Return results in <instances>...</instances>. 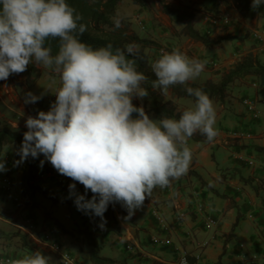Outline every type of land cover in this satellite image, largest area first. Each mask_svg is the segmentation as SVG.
Returning <instances> with one entry per match:
<instances>
[{"label": "crops", "instance_id": "0c3cea01", "mask_svg": "<svg viewBox=\"0 0 264 264\" xmlns=\"http://www.w3.org/2000/svg\"><path fill=\"white\" fill-rule=\"evenodd\" d=\"M191 1L199 2L202 9H209L198 13L194 27L203 36L204 31L216 27L215 32L211 30L215 36L211 31L208 37L205 36L214 40L210 46L182 34L181 23L172 21L158 8V3L142 0L141 4H136L131 0H119L115 12L128 17L135 32L131 16L149 20L152 36H140L157 43L156 38L162 34L169 36L164 41L173 44L176 38L186 37L180 48L187 50L190 58L207 63L210 58L214 59L221 66L218 68L220 72L232 68L239 57L248 53L264 60V42H255L248 35L243 37L240 34L252 30L254 25L264 27L261 15L252 16L249 27L237 15L239 21L234 19L232 24L230 21L225 24L226 28L218 30L222 23L211 25L208 15L216 13L221 16L223 12L238 10L232 2ZM178 5L183 3L172 6ZM227 35L243 38H222ZM158 50L157 47L146 49L153 63L163 55ZM218 70L207 69L206 66L195 81L202 82L210 77L218 80L220 76L215 74ZM51 73V70L31 63L26 71L0 80V121L26 132L27 117H35L38 111H43L47 100L55 97L54 92L60 86L58 74ZM28 92L41 97L35 107L24 102ZM245 97L256 100L258 118H252L247 112L242 103ZM173 100L178 107L186 109L195 103L182 97ZM132 101L156 120L146 111L142 98L134 96ZM212 101L216 109L218 135L212 142L200 133L189 139L192 161L187 174L172 181L169 187L155 188L130 218L120 214L118 206L127 209L119 202L109 203L103 214V228L99 226L100 217L84 216L74 203L75 194L52 178L37 181V184L46 192L53 191L54 199L44 196L41 190L35 191L33 199L37 205L31 208L30 202H25L19 192L20 158L16 155V146L4 145L0 158L4 160L5 171L12 180V189L4 191L0 187V264H4L2 260L6 256L21 259L36 251L49 256L50 264H59L61 252L74 255L78 264H91L82 230L92 231L99 244L100 255L126 260L129 264H175L178 253L182 251L190 254L196 264H264V108L257 106L258 103L264 106V85L259 86L251 75H246L229 84L221 102ZM136 115L133 113V117ZM238 130L250 133L251 137H236L234 132ZM50 165L42 154L38 155V170ZM74 183L77 193L84 195L85 199L92 198L90 190L85 192L81 183ZM179 212H183L181 217L177 216ZM154 213L159 215L161 222ZM207 215L214 219L213 225L205 224ZM26 218L34 223L31 231L27 227L19 228ZM9 232L18 235H5ZM19 234L23 237L20 238ZM154 237L157 242L152 240ZM126 244L131 245V250H126Z\"/></svg>", "mask_w": 264, "mask_h": 264}, {"label": "clouds", "instance_id": "9594fccd", "mask_svg": "<svg viewBox=\"0 0 264 264\" xmlns=\"http://www.w3.org/2000/svg\"><path fill=\"white\" fill-rule=\"evenodd\" d=\"M261 4L264 0H252L251 6L254 10ZM81 20L66 0H0V80L26 71L31 63L58 74L60 86L50 109L25 120L28 130L19 155L23 161L42 154L59 174L81 183L85 192L90 190L92 198L85 199L75 193L74 183L69 185L77 209L91 210L103 228L109 203L119 202L130 218L155 188L169 187L187 174L192 161L188 141L196 133L214 141L216 109L203 90L187 87L195 98L193 107L178 119H151L132 101L134 96L149 95L142 87L147 76L137 70L135 59L128 58L138 53V47L93 48L78 38L87 31ZM113 23L116 29L122 27L119 17ZM51 40L59 41L55 55ZM206 63L179 49L166 52L152 64L156 77L152 87L166 92L170 86L187 85L201 75ZM40 98L28 92L24 102ZM5 170L0 158V172ZM50 261L36 251L11 264Z\"/></svg>", "mask_w": 264, "mask_h": 264}, {"label": "trees", "instance_id": "16d2710c", "mask_svg": "<svg viewBox=\"0 0 264 264\" xmlns=\"http://www.w3.org/2000/svg\"><path fill=\"white\" fill-rule=\"evenodd\" d=\"M119 0H66L77 13L82 16L79 23L87 26V31L78 36V38L93 48L105 47L108 44L116 48L125 49L126 46L132 44L138 47L139 51L135 56H128L129 59L136 60L137 70L143 72L147 76V81L142 84L146 88L149 95L142 98V102L146 111L156 120L162 118L178 119L185 107H178L173 98H190L195 102V98L190 96L186 88H199L203 90L211 100L221 102L227 93L228 86L231 82L246 75H251L259 86L264 85V60H260L255 55L248 53L239 57L232 68L221 73L217 81L205 80L202 82L190 81L187 85H173L165 92L159 88L154 89L152 82L156 79L152 71L153 62L149 59L146 49L156 47L158 44L155 40L140 36L131 28V22L128 17L117 15L115 12L116 5ZM133 3L141 4L142 0H131ZM234 7L238 9L244 17H252L257 14H264V4L259 8H252L251 0H230ZM158 8L167 14L172 21L180 22V32L189 36L194 41L201 42L204 46H210L214 40H209L199 33L194 27L195 10L189 5L172 6L158 0ZM218 17V15H216ZM121 18L122 27L116 29L114 27V19ZM227 40L242 39V36L227 35L222 36ZM52 48V54L55 55L59 41L51 40L48 42ZM128 54L126 53V56ZM24 130L22 128L13 127L5 121H0V150L4 145L15 144L16 155L20 158L19 150L23 141ZM38 156L33 158L29 156L21 161L20 158V181L19 192L25 202H30V207L37 205L33 199L35 191L41 190L42 194L48 198L54 199V192H46L41 185L37 184L38 172L36 168ZM42 169V168H41ZM120 214L128 217V212L118 206ZM66 231V230H65ZM85 244L88 247V259L91 264H129L126 260H116L108 256L99 254V244L94 238L91 230H82ZM5 235H18L16 232H9ZM20 238L23 235L19 234Z\"/></svg>", "mask_w": 264, "mask_h": 264}, {"label": "built area", "instance_id": "2783aa9c", "mask_svg": "<svg viewBox=\"0 0 264 264\" xmlns=\"http://www.w3.org/2000/svg\"><path fill=\"white\" fill-rule=\"evenodd\" d=\"M208 19L214 25H216L218 23L227 24L229 22V19L226 15H221L219 17L211 15V16H208ZM249 35L253 40H256V41L261 42V43L264 42V28L263 27H257L255 29H252L250 31ZM158 51L161 54L168 52V50L165 47H160ZM215 63L216 62H214L212 60L208 61L209 65H214ZM54 102H55L54 97L49 98L47 100V103H46L43 111H48L51 107V104ZM242 103L245 105L247 112L249 113V115L252 118H258L259 112H258V109L256 107V101L254 99H251L249 97H245L242 99ZM36 105H37V102L30 103V106H32V107H35ZM234 135L238 138H250L251 137L250 133L245 132L243 130H238V131L234 132ZM47 178H52L58 184H61L63 186V188L69 192H70L69 185L74 183L70 178L59 174L52 167V165L47 166V167H43L38 172V179L39 180H45ZM0 187L4 191H11V189H12V180H11L9 174L7 173V171L0 172ZM77 189L78 188L75 184V193H77ZM81 212L86 217H91L94 215L91 212V210H89L88 212H84V211H81ZM154 215L157 216L159 222L162 221L161 218L159 217V215H157L156 213H154ZM182 215H183L182 212L178 213V216H182ZM205 220H206L205 224L207 226L214 224V219L209 215L206 216ZM161 225L164 227V225L162 223H161ZM24 227H27L28 231H31L34 229L35 226H34V223L32 222L31 219L26 218L24 223L20 224V226H19L20 229H22ZM152 240L154 242L158 241L157 238H155V237ZM126 248L130 250L132 247L130 244H126ZM14 260H17V258L6 257L3 259V262H4V264H11V262ZM59 262H60V264H78L76 257L74 255L70 254L69 252L59 253ZM175 264H196V263L191 260V256L186 251H182V252L178 253L176 260H175Z\"/></svg>", "mask_w": 264, "mask_h": 264}, {"label": "rangeland", "instance_id": "374dc122", "mask_svg": "<svg viewBox=\"0 0 264 264\" xmlns=\"http://www.w3.org/2000/svg\"><path fill=\"white\" fill-rule=\"evenodd\" d=\"M147 1H149V2H151L152 4L155 2V3H157V0H147ZM163 3H168L169 5H175V4H178L179 2H182L183 3V5H189V6H191L192 8H194V10H195V14H194V20L195 21H197L198 19L197 18H199V15H198V13H200V12H203V10H207V11H209V9H206L205 7V9H202V5H200L199 4V2L198 3H194V2H192L191 0H189V1H187V0H185V1H180V0H161ZM186 1H187V3H186ZM185 2V3H184ZM226 7H229V6H227L226 5ZM224 14L223 15H226L227 17H228V19H229V22L231 21V24L233 23V21H234V19H236V17H237V15L239 16V17H242L243 19H242V21L243 22H245L246 21V23L248 24V23H250V19H251V17H244V16H240V13H239V11L238 10H235V11H228V13H225V12H223ZM239 13V14H238ZM210 15H217L216 13H212V14H210ZM210 15H208V16H210ZM258 16H260L261 15V17L264 19V14H257ZM239 17H237L238 19H239ZM130 18H133V23H134V27H135V30H136V32H138V34L139 35H146V36H152L151 34V28H149V26H150V21L148 20H145V18L143 19V18H139V16H131ZM238 19H236L237 21H239ZM209 20V19H208ZM228 22V23H229ZM227 23V24H228ZM210 24L211 25H214V24H212L211 22H210ZM256 24V23H255ZM143 26V27H142ZM196 26V25H195ZM219 26V25H218ZM250 26V24H248V27ZM223 27H227V25H225V24H222L221 26H220V28L218 29V30H221V29H224ZM254 28H257V27H259V26H257L256 25V27H255V25L253 26ZM253 28V29H254ZM178 30H179V28H178ZM213 32H215V30H216V27L214 28H212L211 29ZM211 30H207V31H204L203 32V34L205 35V36H207L209 33H210V31ZM155 30H153V32H154ZM211 31V32H212ZM213 32H212V34H213ZM249 32H250V29L249 30H247V31H245V32H241L240 34L243 36V37H245V36H249ZM162 34V33H161ZM210 35V36H213V35ZM215 36V35H214ZM167 37H169L168 35H161V36H159L158 38H156V40H158L159 41V43H157L158 45L156 46L157 48H159V47H166L167 49H168V52H171L173 49H179L181 52H183V53H187L186 51L187 50H182L181 48H180V46L181 45H183L184 43H185V40H186V37H183V36H181V37H179V38H176V43L175 44H173V43H168V41H164L165 40V38H167ZM208 37V36H207ZM214 38V37H213ZM252 39V38H251ZM178 40V41H177ZM164 41V42H163ZM255 41V40H254ZM162 42V43H161ZM255 42H257V41H255ZM187 55H188V53H187ZM213 61L214 59H209V61ZM206 66H207V69H216V70H218V68L219 67H221L220 66V64L219 63H215L214 65H209L208 63H206ZM205 66V67H206ZM219 71V70H218ZM52 72V71H51ZM221 73L222 72H215V74H217L218 76H221ZM51 74H54V72H52ZM206 80H211V81H217V79H213L212 77H210V78H207ZM188 100H190V101H192L190 98H187ZM180 104V103H179ZM178 105V104H177ZM257 106L260 108H264V106L261 104V103H258L257 104ZM15 162H16V165L18 164V162H17V159L15 158ZM37 181H43V180H39L38 178H37ZM46 186V185H45ZM46 188H49V187H46ZM127 250V249H126Z\"/></svg>", "mask_w": 264, "mask_h": 264}]
</instances>
